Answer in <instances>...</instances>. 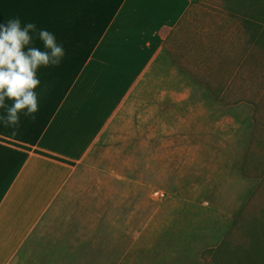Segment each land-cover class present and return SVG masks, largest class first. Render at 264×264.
Instances as JSON below:
<instances>
[{"label":"crops","instance_id":"crops-1","mask_svg":"<svg viewBox=\"0 0 264 264\" xmlns=\"http://www.w3.org/2000/svg\"><path fill=\"white\" fill-rule=\"evenodd\" d=\"M253 1L0 3V24L33 22L65 51L59 65L39 72L35 116H21L15 128L0 124V264H16L68 196L77 206L99 199V223L108 220L102 211L117 202L119 184L99 168V155L129 161L132 186L140 175L133 161L143 160L149 192L252 193L240 204L219 195L228 202L215 207L228 209L220 221L233 226L205 250L223 243L264 191V18ZM87 184L99 196L82 195ZM188 204L198 206L182 198L174 208ZM232 207L243 210L233 216ZM177 216L172 229L162 227L169 237L184 230ZM86 242L65 226L43 248L73 251Z\"/></svg>","mask_w":264,"mask_h":264},{"label":"rangeland","instance_id":"rangeland-1","mask_svg":"<svg viewBox=\"0 0 264 264\" xmlns=\"http://www.w3.org/2000/svg\"><path fill=\"white\" fill-rule=\"evenodd\" d=\"M1 2H6L7 6H16L14 0ZM97 150L99 145L89 158L94 157ZM133 164H136L135 168L140 172V175L132 177L135 178V186L128 181L129 161L104 160L99 155V168L113 177L114 186L117 180L119 184V189L111 193L117 202L102 211L108 220L99 223V199L88 198L99 196V191L95 193L92 185L87 184L86 193H82L88 198L85 203L82 206L75 205L72 196L59 200L36 230L25 251L21 252L16 264H212L211 255H204L205 249L213 241L225 237L233 226L220 221L221 211L228 209L215 207L220 202H228L221 201L219 195L230 197L229 203L240 204L252 193L165 191V196L161 197L157 189L152 192L144 189V161H133ZM257 197L261 200L250 210L264 209V191L257 193ZM182 198L193 201L199 207L188 204L174 208L175 201ZM205 200L212 206H203ZM240 210L243 208L232 207L230 212L236 216ZM175 216L179 218L178 222L184 230L180 234L172 232L169 237L162 231V227L169 226L172 229ZM184 216L192 221L188 222ZM65 226L71 228L72 236L78 234L86 237L87 245L83 244L82 249L73 251L44 249ZM189 238L193 241L190 246L186 241Z\"/></svg>","mask_w":264,"mask_h":264},{"label":"clouds","instance_id":"clouds-1","mask_svg":"<svg viewBox=\"0 0 264 264\" xmlns=\"http://www.w3.org/2000/svg\"><path fill=\"white\" fill-rule=\"evenodd\" d=\"M64 56L53 32L20 17L5 18L0 24V124L15 128L21 116H35L39 72L59 65Z\"/></svg>","mask_w":264,"mask_h":264},{"label":"trees","instance_id":"trees-1","mask_svg":"<svg viewBox=\"0 0 264 264\" xmlns=\"http://www.w3.org/2000/svg\"><path fill=\"white\" fill-rule=\"evenodd\" d=\"M256 2L264 18V0ZM206 254L212 264H264V209H245L223 243Z\"/></svg>","mask_w":264,"mask_h":264},{"label":"built area","instance_id":"built-area-1","mask_svg":"<svg viewBox=\"0 0 264 264\" xmlns=\"http://www.w3.org/2000/svg\"><path fill=\"white\" fill-rule=\"evenodd\" d=\"M161 197H164L165 195H164V193H161V194H159Z\"/></svg>","mask_w":264,"mask_h":264}]
</instances>
